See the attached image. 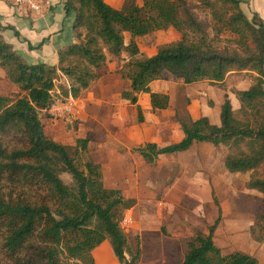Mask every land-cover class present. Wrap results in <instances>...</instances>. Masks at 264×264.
I'll return each instance as SVG.
<instances>
[{
    "label": "trees",
    "instance_id": "trees-1",
    "mask_svg": "<svg viewBox=\"0 0 264 264\" xmlns=\"http://www.w3.org/2000/svg\"><path fill=\"white\" fill-rule=\"evenodd\" d=\"M140 1L126 0L119 8L107 0H67L66 10L76 13V41L59 49L58 65L30 64L0 35V67L21 91L15 99L0 95V264H97L93 252L107 238L123 264H141V249H129L123 227L136 198L107 187L101 164L80 161L71 146L47 135L43 123L52 103L79 98L100 78L106 49L121 54L127 34L133 59L123 71L130 88L121 97L137 104L140 114L142 92H150L153 108L169 106V94L150 88L166 71L185 83H220L234 71L257 73L250 87L236 91L239 108L225 99L220 124L207 116L183 120L180 141L162 147L146 142L135 150L154 163L160 154L186 151L195 142L223 145L226 169L249 172L247 187L264 193V21L257 14L250 18L241 0ZM169 27L181 39L136 58L138 37ZM61 75L69 82L56 92ZM89 142L78 138L77 151L86 152ZM220 221L221 215L207 233L188 241L182 264H258L249 253L222 252L214 240ZM250 233L264 242V197Z\"/></svg>",
    "mask_w": 264,
    "mask_h": 264
},
{
    "label": "rangeland",
    "instance_id": "rangeland-1",
    "mask_svg": "<svg viewBox=\"0 0 264 264\" xmlns=\"http://www.w3.org/2000/svg\"><path fill=\"white\" fill-rule=\"evenodd\" d=\"M107 2L119 8L126 4V0ZM181 37L182 33L173 27L138 37L135 40L139 47L136 58L151 56L162 45ZM129 44L130 36L127 34L125 49L121 54L114 55L106 49L107 61L98 69L100 80H96L88 91L84 90L80 95L85 98V104L79 105L83 115L77 117L72 114L54 121L44 118L47 135L71 146L73 154H78L80 161L91 159L100 163L107 187L119 188L122 185L127 190L122 189L125 196H135L133 198L137 203L127 210L123 227L129 249H141V264H182L188 251V241L200 232L207 233L219 215L221 221L214 240L222 252L243 251L254 255L258 264H264V242L254 240L250 233L264 193L247 187L249 172L232 173L226 169L227 147H214L208 142L212 146L206 147L202 145L204 142H195L184 152L161 154L154 163H148L139 152L141 158L138 160L124 161L121 157L134 152L130 140L135 135L140 137L137 139L141 140L138 141L141 144L156 142L161 147L183 138V120L188 122L192 118L209 116L213 123L220 124V96L205 92L214 85L228 89L225 82L203 80L185 83L183 78L166 71L163 78L153 82L150 88L151 92L169 94V106L155 109L151 104L150 92L140 93L138 103L142 108L141 118L138 105L121 97L122 91L130 87V80L123 75L127 63L133 59ZM0 74L4 75L5 84L7 81L12 86L6 90L2 82L0 95L12 99L18 97L20 88L7 78L6 71L1 67ZM68 82L61 75L57 80L56 92L62 91ZM101 88L105 91H101ZM232 91L235 103L239 100L235 85ZM80 137L90 138L86 152L76 149ZM122 162L124 167L134 165L133 172L125 175V178L120 172L114 174L116 168H122ZM61 176L66 183H72L70 174L63 173ZM93 253L97 264H123L114 253L110 238ZM127 257L131 255L127 254Z\"/></svg>",
    "mask_w": 264,
    "mask_h": 264
},
{
    "label": "crops",
    "instance_id": "crops-1",
    "mask_svg": "<svg viewBox=\"0 0 264 264\" xmlns=\"http://www.w3.org/2000/svg\"><path fill=\"white\" fill-rule=\"evenodd\" d=\"M48 1H49V6L45 9L44 14L41 17H38V19L34 20L31 17L19 16L15 12L10 0H0V35H2L7 42L11 43L15 51L21 56H23L30 64L47 63L51 65H58L59 49L76 41V37L74 33V22H75L76 13L75 12L69 13L66 10L65 4L67 0H48ZM241 7L250 18H252L254 14H257L258 17L264 21V0H241ZM129 36L131 35L129 34ZM245 73H249L247 74L248 76H246ZM251 75L253 76L257 75V73L250 71L231 72L222 82L228 84L227 90L220 89L218 85L216 86L214 85L212 86L211 89H207L208 91L205 93H209V94L216 93L218 96H220V100H219L220 105L223 104L222 102L225 101L226 98H229L234 108L237 109L239 108L240 101L238 100L234 103L233 99L235 97L234 98L232 97V95H234L232 91V87H234L235 85L237 90L246 89L250 87V85L253 83V78L251 77ZM3 78L4 75L0 74V84L3 82V87H6V90L12 87L11 84L8 83L7 81H6L7 84H5ZM100 78L98 80H100ZM246 80H248L247 83L244 82ZM90 88L91 86L87 88L85 91H88ZM101 91H105V89L101 88ZM103 95H105V92H103ZM83 96L76 98L77 108L75 114L78 115L77 117H81V115H83L82 114L83 111L79 106L81 105V103L85 104L84 102L85 98ZM117 99H118L117 102L119 103V96L117 97ZM216 105H218L217 102ZM49 120L52 121L53 119L49 118ZM210 121L213 123L211 119ZM43 123H44V118H43ZM137 137L139 136L135 135L134 138L130 140V142L132 143V148H134V152L133 153L130 152V154L125 157L124 155H121L124 161L127 160L132 161L133 159L138 160L139 157L141 158V156L138 155L137 153L138 151L135 150V147L141 145V142H138L141 140L137 139ZM127 143L130 144L129 142ZM208 143L204 142L202 145L206 147H210L213 145L212 143H211L212 145ZM213 146L218 147L215 145ZM160 155L158 156V158L160 157ZM123 162H122V168L120 167L118 169L116 168L117 171L114 172V174L120 172L121 176H124L125 178V175L127 176L128 173L133 172L134 165L133 166L126 165L124 167ZM118 187L123 189L124 191L126 190L125 187H122V185L121 186L119 185Z\"/></svg>",
    "mask_w": 264,
    "mask_h": 264
},
{
    "label": "built area",
    "instance_id": "built-area-1",
    "mask_svg": "<svg viewBox=\"0 0 264 264\" xmlns=\"http://www.w3.org/2000/svg\"><path fill=\"white\" fill-rule=\"evenodd\" d=\"M15 12L21 17H31L36 20L41 17L49 6L48 0H10ZM77 101L72 95L65 100H57L48 108L50 118L64 119L76 113ZM127 220L124 216L123 222Z\"/></svg>",
    "mask_w": 264,
    "mask_h": 264
}]
</instances>
